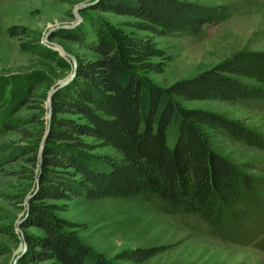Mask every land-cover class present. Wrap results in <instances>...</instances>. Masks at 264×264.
Instances as JSON below:
<instances>
[{
    "label": "trees",
    "instance_id": "trees-1",
    "mask_svg": "<svg viewBox=\"0 0 264 264\" xmlns=\"http://www.w3.org/2000/svg\"><path fill=\"white\" fill-rule=\"evenodd\" d=\"M94 6L133 16L141 28L160 35H196L231 13L228 4L187 0H98ZM87 47L98 57L76 58L74 77L52 96L49 131L36 169L38 187L21 223L43 234H24L26 249L15 264L50 259L111 264L65 231L69 223L53 213L54 203L46 202L73 197H139L157 202L164 214L196 216L212 233L233 242L264 239V178L212 149L204 129L258 149H264V133L217 112L185 108L176 99L257 107L264 102V51H237L193 77L159 87L145 84L135 71L134 55L149 50L139 41L98 29ZM98 146L111 147L119 156L93 152ZM38 149L37 143L15 151L33 153L36 168ZM12 152H0V165L13 158ZM158 250L137 247L118 258L142 262Z\"/></svg>",
    "mask_w": 264,
    "mask_h": 264
},
{
    "label": "rangeland",
    "instance_id": "rangeland-1",
    "mask_svg": "<svg viewBox=\"0 0 264 264\" xmlns=\"http://www.w3.org/2000/svg\"><path fill=\"white\" fill-rule=\"evenodd\" d=\"M90 1L0 0V150L6 149L0 152L14 151L13 158L0 165V264H12L21 252L19 230L23 235L43 234L34 226L22 227V222L16 227L28 214L39 162L35 168L33 153L15 149L37 143L40 147L47 128V94L71 73L72 61L44 42L50 29L56 28L49 31L50 41L81 59L98 57L87 47L97 38L98 29L139 41L149 50L134 55L135 71L145 84L159 87L193 77L237 51H264V0H187L231 7L227 19L206 25L196 35L155 34L141 28L133 16L98 10L95 3L79 9L78 20L75 7ZM176 99L185 108L217 112L264 133V102L247 108L220 100ZM204 131L212 149L264 178V149ZM93 152L119 156L108 146H98ZM46 202L54 203L53 213L69 223L65 231L73 232L111 264H264V239L248 245L233 242L212 233L196 216L158 211L157 202L139 197ZM137 247L159 250L142 262L118 258L123 250ZM51 263L61 264L54 259L39 264Z\"/></svg>",
    "mask_w": 264,
    "mask_h": 264
},
{
    "label": "water",
    "instance_id": "water-1",
    "mask_svg": "<svg viewBox=\"0 0 264 264\" xmlns=\"http://www.w3.org/2000/svg\"><path fill=\"white\" fill-rule=\"evenodd\" d=\"M97 1L98 0H93V1H90V2H87V3L86 2L79 3L75 7V14H76L78 20L80 19L79 14H78V10L81 9V8L89 7L90 5H93ZM64 27H72V24L71 25H66ZM53 29H56V28H53ZM53 29H50L49 31H52ZM49 31L47 32V34L44 37V42L47 43L48 45H50L51 47H53L54 50H57L58 52H60L63 56L69 58L72 61V69H71L70 75L66 79H64L63 81L58 83L55 87L51 88V90L47 94V128H46V132H45V134H44V136L42 138V142L40 144L39 152H38V154H39V169L41 167V155H42V149H43V146H44V141H45V138H46V136L48 134L49 126H50L51 111H52V106H51L52 96L59 88H61L62 86L66 85L74 77V75L76 73V65H77L76 58L73 55H71L70 53H68L64 49V47L62 45H60L59 43H57L55 41H50L48 39L49 38L48 37ZM35 184H36V188H37L38 187V178L36 179ZM27 198H29V197H27ZM20 222H22V220L17 223V225H16L17 229H19ZM19 233H20V237H21V240H22V243H23V248H22L21 252L15 256L12 264L16 263L17 259L22 255V253L26 249V242L24 240V235H23L21 230H19Z\"/></svg>",
    "mask_w": 264,
    "mask_h": 264
}]
</instances>
